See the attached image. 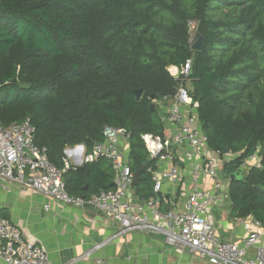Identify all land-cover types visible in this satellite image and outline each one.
Listing matches in <instances>:
<instances>
[{
    "label": "trees",
    "instance_id": "trees-1",
    "mask_svg": "<svg viewBox=\"0 0 264 264\" xmlns=\"http://www.w3.org/2000/svg\"><path fill=\"white\" fill-rule=\"evenodd\" d=\"M190 21L204 36L201 52L191 49ZM191 59L209 148L234 156L226 173L261 159V168L230 182L229 194L238 217L264 224V0H0V123L29 120L60 170L66 147L90 152L105 127L125 129L129 166L135 173L145 165L150 186L156 163L142 136H163L157 103L177 89L169 68ZM114 175L99 159L63 179L71 196L88 187L89 197L114 189Z\"/></svg>",
    "mask_w": 264,
    "mask_h": 264
},
{
    "label": "built area",
    "instance_id": "built-area-1",
    "mask_svg": "<svg viewBox=\"0 0 264 264\" xmlns=\"http://www.w3.org/2000/svg\"><path fill=\"white\" fill-rule=\"evenodd\" d=\"M189 31L192 49L198 39L196 21L189 22ZM192 66L191 59L180 68H169L177 81L176 93L159 101L171 104L166 107L164 117L174 128L173 134L142 136L150 159L156 165H169V169L159 175L152 170L154 197L142 203L127 199L128 190L134 182V173L122 149L123 141L129 139L125 129L105 127L103 142L96 144L90 152H86L84 146H75L73 150L67 151L65 170H60L50 162L47 150L36 144L35 129L29 120L8 126L0 123V190L10 191L12 185H21L66 206L93 207L102 212L107 220L118 225V231L113 236L88 250L79 259L90 258L108 243L135 232L162 236L165 244L177 253L189 254L210 264H264V224L254 218L244 220L245 237L240 243H235L222 241L208 219L213 208L230 200V194L220 178L218 160L209 149V138L203 131L197 113L198 103L191 95L189 83ZM180 148H185L184 159L193 162L191 189L182 209L163 213L159 200L164 186L163 178L173 186H179L186 180V174L177 163V150ZM80 150L85 151L83 158H78L77 152ZM72 152L75 155L73 157L70 155ZM99 159L107 160L116 170L114 189L100 190L89 197L71 196L63 179L66 170L73 165L93 163ZM244 164L249 168L262 167L258 154ZM45 209L49 210V206L46 205ZM250 250H254L255 256L249 255ZM0 262L52 264L43 247L27 241L13 223L2 217ZM97 264H103V261L97 260Z\"/></svg>",
    "mask_w": 264,
    "mask_h": 264
},
{
    "label": "crops",
    "instance_id": "crops-1",
    "mask_svg": "<svg viewBox=\"0 0 264 264\" xmlns=\"http://www.w3.org/2000/svg\"><path fill=\"white\" fill-rule=\"evenodd\" d=\"M157 105L163 118L165 129L163 135H172L174 128L166 122L164 117L165 111H167L166 107L171 104L158 102ZM74 147L68 146L65 148V159L68 158L66 152L73 150ZM122 149L129 164V139L123 141ZM84 150L89 152L85 146ZM84 150L77 152L78 158H83ZM210 151L218 160L220 178L226 184L229 192L232 175L226 173L225 165L234 159V156L225 152L224 155H221L211 149ZM184 153L185 148L177 150V163L186 174V180L179 186H173L166 178H163L164 186L162 193L159 194L160 211L163 213L182 209L186 196L191 189L190 174L193 162L185 160ZM70 155L75 156L74 152ZM70 162L73 163V160L70 159ZM83 166L84 164L73 165L72 168ZM155 166L154 171L158 175L169 169L168 164ZM243 169L248 171L250 168L244 164L237 171V173L239 172V179L244 177L241 174ZM144 174L145 171L142 174L140 183L136 186L133 184L128 190L127 199L133 203H142L144 200L155 196L154 174L151 173L152 182L150 186L142 183ZM116 177L117 172L115 170V175L112 178L113 188L115 187ZM202 181L206 185L205 179L202 178ZM140 186L141 192L139 190ZM100 190L91 191L87 196ZM87 192L88 187L84 189L83 195H86ZM46 205L49 206V210L45 209ZM0 217L13 223L27 241L43 247L47 251L52 264H97V260H102L103 264H210L189 254L177 253L165 244L162 236L135 232L108 243L102 249L95 251L90 258L79 259L88 250L113 236L118 231V225L107 220L102 212L93 207L75 208L66 206L39 192L17 184L12 185L10 191L0 190ZM248 218L252 217L240 218L233 212L231 198L220 207L213 208L208 216L220 239L224 242L235 243H240L245 237L243 221ZM248 253L251 257L255 256L254 250H250ZM0 264L3 263L0 262Z\"/></svg>",
    "mask_w": 264,
    "mask_h": 264
},
{
    "label": "water",
    "instance_id": "water-1",
    "mask_svg": "<svg viewBox=\"0 0 264 264\" xmlns=\"http://www.w3.org/2000/svg\"><path fill=\"white\" fill-rule=\"evenodd\" d=\"M192 49H193L194 51H199V52H201V51H203V50L205 49V40H204V36H203L202 34H200V35L198 36L197 41L192 45ZM135 94H136L137 101H140L141 98H142V95H143V90L135 91ZM153 98H154V97H153ZM151 108H152V109H156V104L153 103V104L151 105ZM204 126H206V124H205ZM224 152H225V153H229V152H230V148H229V147H226L225 150H224ZM145 168H146V167H145L144 165H141V166L138 168V170L135 172V174H134V182H133V184H134L135 186L138 185V184L140 183L141 178H142V174L144 173ZM238 173H239V172H238ZM238 173L235 172V173L232 174V176H231V177H232V181H236V180L239 179V178H238ZM82 197H85V195H82Z\"/></svg>",
    "mask_w": 264,
    "mask_h": 264
},
{
    "label": "rangeland",
    "instance_id": "rangeland-1",
    "mask_svg": "<svg viewBox=\"0 0 264 264\" xmlns=\"http://www.w3.org/2000/svg\"><path fill=\"white\" fill-rule=\"evenodd\" d=\"M242 171H243V172H241V174L245 175V174H246L245 172H246L247 170L243 169ZM228 181H229V179H228Z\"/></svg>",
    "mask_w": 264,
    "mask_h": 264
}]
</instances>
